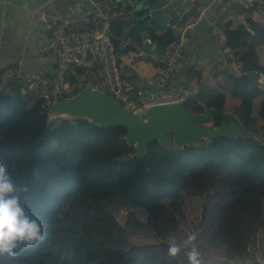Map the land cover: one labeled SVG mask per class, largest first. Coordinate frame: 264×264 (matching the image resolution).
I'll use <instances>...</instances> for the list:
<instances>
[{
  "label": "trees",
  "instance_id": "1",
  "mask_svg": "<svg viewBox=\"0 0 264 264\" xmlns=\"http://www.w3.org/2000/svg\"><path fill=\"white\" fill-rule=\"evenodd\" d=\"M225 28L241 70L221 76L236 104L226 110V96L214 86L199 88L183 104L191 112L208 111L206 125L233 121L244 135L198 137L192 147L153 139L144 155L129 160L135 150L123 124L51 118L36 90L4 81L0 69V162L43 236L17 241L14 255L0 256V264H167L170 236L182 246L177 257L187 261L192 245L183 246L179 225L196 234L201 264L254 258L249 244L256 233L264 257V24L248 15L246 21L227 18ZM149 36L160 54L173 40L170 30ZM133 38L140 40L136 33ZM156 61L162 65L160 55ZM184 188L203 196L200 215L191 221L181 208ZM120 208L126 210L123 224L113 217ZM134 234L156 241L138 243Z\"/></svg>",
  "mask_w": 264,
  "mask_h": 264
},
{
  "label": "built area",
  "instance_id": "2",
  "mask_svg": "<svg viewBox=\"0 0 264 264\" xmlns=\"http://www.w3.org/2000/svg\"><path fill=\"white\" fill-rule=\"evenodd\" d=\"M221 3L228 9H237V13L243 12L240 9L243 6H251L257 11L264 10V0H198L178 12L175 19L157 30H170L173 35L171 44L160 54L162 65L158 67L156 77L152 79L159 87L158 93L163 91L164 85L168 86V81L178 69V58L187 44L190 28L203 20L208 9L216 8ZM92 4L93 13L83 28L75 17L60 18L39 47L41 52H49L54 57L49 71L50 78L40 72H33L28 75L26 85L38 92L41 104L46 110H50L56 99L70 97L84 87L86 75L71 81L68 79V72L73 63H79L87 54L95 57L99 63L98 78L93 82V87L108 92L126 108L147 107L156 101H183L187 96L194 95L190 86L183 87L180 92L169 97L158 94L156 100L141 89H137L136 93L129 92L124 74L126 65L120 61L119 51L130 46L136 56L144 55L143 43H152L149 31H144L140 40L131 36H114L110 30L113 21L120 22L121 31L126 30L131 23L129 0H93ZM231 17L230 12L223 14L209 27V33L217 42L222 57L221 61L209 63V67L215 72L227 71L235 74L241 70L238 55L226 40L225 20ZM259 82L264 84V75L259 77Z\"/></svg>",
  "mask_w": 264,
  "mask_h": 264
},
{
  "label": "crops",
  "instance_id": "3",
  "mask_svg": "<svg viewBox=\"0 0 264 264\" xmlns=\"http://www.w3.org/2000/svg\"><path fill=\"white\" fill-rule=\"evenodd\" d=\"M92 1L0 0V69L3 70L4 81L16 80L20 89L24 91L29 89L26 79L30 73L40 72L49 79L54 57L49 52L39 50L41 43L49 36L55 22L60 18L75 17L83 28L93 13ZM228 12L235 21H246L249 15L264 24V13L255 9L237 13V10L228 9L222 3L216 8L208 9L203 20L190 28L188 41L181 55V65L178 66L174 77L168 81L167 89L160 91L159 95L169 97L186 86L192 87L194 92L199 88L214 86L224 92L226 110L230 111L233 108L236 99L231 97L227 79L225 81V77L221 76L223 72H215L209 67L210 62L222 60L217 42L209 33V27L219 16ZM134 35L135 33L130 36ZM132 50V48L120 50L119 55L120 61L126 65L124 74L128 91L134 93L139 89L134 81H152L156 77L158 70L156 59L161 50L153 43L150 51L144 49V55L136 56ZM259 52L261 59L264 60V43L259 47ZM70 68L69 76L72 74L70 80H75L81 75L87 76L86 82L94 75L95 80L98 78L99 63L90 54L85 55L79 63H73Z\"/></svg>",
  "mask_w": 264,
  "mask_h": 264
},
{
  "label": "water",
  "instance_id": "4",
  "mask_svg": "<svg viewBox=\"0 0 264 264\" xmlns=\"http://www.w3.org/2000/svg\"><path fill=\"white\" fill-rule=\"evenodd\" d=\"M197 1L129 0L131 10L129 27L119 31L120 22L113 21L110 25L111 33L114 36L128 37L132 33L142 34L146 30L157 31L165 23L175 19L178 12ZM240 9L246 12L252 11L251 6H243ZM151 44L145 41L142 46L150 51ZM181 60L180 56L178 66L181 65ZM95 77L96 75L91 77L85 83V87L76 94L56 99L50 110L43 108L44 112H47L49 116L69 117L72 121L77 118H86L100 126L123 124L126 127L124 139L129 146L134 147V154L137 156L145 154L149 142L153 139L163 145L171 142L175 147L183 145L190 147L195 145L198 137L209 140L216 136L244 135L243 130L236 127L233 121H223L216 126L206 125L204 122L208 120L209 112L206 110L191 112L185 108L181 100L156 101L147 107L126 108L108 92L93 87ZM134 82L139 89L146 91L154 100L157 99L159 87L153 81ZM163 87L167 89L168 86Z\"/></svg>",
  "mask_w": 264,
  "mask_h": 264
},
{
  "label": "clouds",
  "instance_id": "5",
  "mask_svg": "<svg viewBox=\"0 0 264 264\" xmlns=\"http://www.w3.org/2000/svg\"><path fill=\"white\" fill-rule=\"evenodd\" d=\"M260 84L264 89V84ZM15 192L16 188L8 175L7 166L0 162V256L5 253L14 255L13 249L17 241L34 242L43 239L39 223L25 214L19 196L13 194ZM196 239L195 233L188 235L183 246L192 245ZM169 241L168 255L176 257L182 246L176 243L174 236H170ZM185 255L188 264H201L200 252L194 245Z\"/></svg>",
  "mask_w": 264,
  "mask_h": 264
},
{
  "label": "rangeland",
  "instance_id": "6",
  "mask_svg": "<svg viewBox=\"0 0 264 264\" xmlns=\"http://www.w3.org/2000/svg\"><path fill=\"white\" fill-rule=\"evenodd\" d=\"M135 59L138 60V58H135ZM50 117L56 119V118H59L61 116L50 115ZM260 122L261 121H259L258 124H260ZM169 146H174V145L169 144ZM131 147L134 148L133 146H131ZM190 147H192V146H190ZM130 155H131L130 157H132V156L134 157L135 156L134 151H133V153H130ZM126 160H129V158L126 157ZM141 161H143L144 163H148V162H145L147 160L144 157L141 159ZM180 192H181V208L183 210V213L187 217V219L189 221H191L192 218L199 217L200 208H201L200 204H201L202 199H203L202 194L194 191L191 188H184ZM125 213H126L125 208H120L118 210L113 211V217L117 222H120L121 224H123ZM138 213H141V212H138ZM189 228L186 225H179L178 235H179V238L184 242H185L187 236L193 233V230H191V228L190 229ZM131 239L135 242H138V243L142 242V241H156V238L152 234H134L131 237ZM193 244H196V242L194 241ZM193 244H192V246H193ZM260 244H261V234L256 233L253 236L251 243L249 244V249L253 251L255 260H254V258L248 257V258H245L243 260V264H257V262H262L264 264V257H262V255L259 253ZM167 255H168V253H167ZM216 256H219L220 258H222L221 254H217ZM208 259H211V257H208ZM167 264H188V261L182 260V259L178 258L177 256L172 257V256L168 255V263Z\"/></svg>",
  "mask_w": 264,
  "mask_h": 264
}]
</instances>
